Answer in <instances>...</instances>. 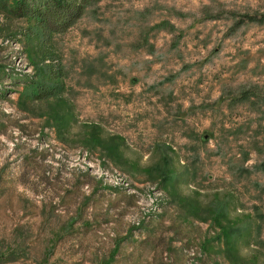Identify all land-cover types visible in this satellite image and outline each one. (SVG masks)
Returning <instances> with one entry per match:
<instances>
[{
	"label": "rangeland",
	"instance_id": "374dc122",
	"mask_svg": "<svg viewBox=\"0 0 264 264\" xmlns=\"http://www.w3.org/2000/svg\"><path fill=\"white\" fill-rule=\"evenodd\" d=\"M3 2L0 264H264V0Z\"/></svg>",
	"mask_w": 264,
	"mask_h": 264
},
{
	"label": "trees",
	"instance_id": "16d2710c",
	"mask_svg": "<svg viewBox=\"0 0 264 264\" xmlns=\"http://www.w3.org/2000/svg\"><path fill=\"white\" fill-rule=\"evenodd\" d=\"M95 1L98 0H14L13 5L4 7L3 2L1 7L7 9L15 17L26 18L28 16L31 20L27 19L40 28L38 33L51 36L53 32L70 29L82 17L86 6ZM37 85L31 86L33 91H36L34 97L38 99L43 97V89L46 94L53 93V90H48L47 84L46 88Z\"/></svg>",
	"mask_w": 264,
	"mask_h": 264
}]
</instances>
